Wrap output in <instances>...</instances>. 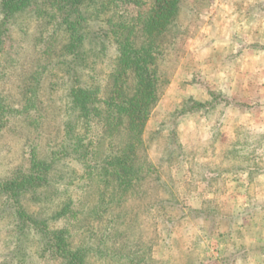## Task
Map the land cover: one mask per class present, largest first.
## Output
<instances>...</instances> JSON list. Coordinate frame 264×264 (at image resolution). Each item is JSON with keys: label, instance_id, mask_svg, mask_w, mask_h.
Masks as SVG:
<instances>
[{"label": "rangeland", "instance_id": "obj_1", "mask_svg": "<svg viewBox=\"0 0 264 264\" xmlns=\"http://www.w3.org/2000/svg\"><path fill=\"white\" fill-rule=\"evenodd\" d=\"M142 1L147 8L154 0ZM181 3L180 23L187 32L161 63L167 83L145 131L153 160L170 137L172 149L179 143L189 159L194 157L171 167L163 163L179 203L155 205L162 194L148 182L142 196L126 193L95 218L89 212L98 206V188L89 179L66 175L46 191L51 200L45 204L22 198L28 214L50 220L51 228L71 230L74 246L103 243L105 253L94 251L88 264H264V171H258L264 169V0ZM133 10L123 7L125 13ZM9 28L6 59L12 62L0 80V96L20 108L39 63L41 28L28 12ZM105 67L97 65V72L102 75ZM48 82L43 81L29 116L21 115L0 132V179L26 173L31 148L39 144L42 155L56 141L63 117L61 90ZM185 104L191 109L176 113ZM67 165L65 170L81 174L80 166ZM254 165L258 169L248 173ZM68 196L71 214L52 221ZM6 206L0 198V262L14 255L20 235ZM38 242V235L23 230L18 253L40 264L34 253Z\"/></svg>", "mask_w": 264, "mask_h": 264}, {"label": "trees", "instance_id": "obj_2", "mask_svg": "<svg viewBox=\"0 0 264 264\" xmlns=\"http://www.w3.org/2000/svg\"><path fill=\"white\" fill-rule=\"evenodd\" d=\"M144 5L142 0H0V80L12 62L6 59L5 46L14 19L28 12L41 28L39 63L26 81L25 103L14 108L0 96V132L21 115L29 116L28 108L34 107L45 80L53 90H61L63 116L56 141L45 154L39 152V144L34 145L28 171L0 179V198L12 209L20 231L16 252L0 264H33L18 253L23 230L39 236V249L34 253L40 264H88L94 251L105 253L103 243L74 246L71 230L51 228L50 220L23 210L25 196L42 204L51 200L46 191L65 175L89 179L98 188V206L89 212L95 218L110 205L119 204L126 193L137 191L142 196L148 182L162 194L155 205L179 203L165 179L163 163L171 167L195 161L194 157L189 159L179 143L172 149L170 137L159 158L153 160L145 131L167 83L161 63L170 59L177 39L187 30L180 23L181 0H154L149 7ZM124 6L133 7V12H123ZM103 63L106 72L100 75L96 66ZM190 109L185 104L176 113ZM70 162L81 167L79 176L74 168L65 170ZM255 167L250 166L248 173ZM69 199L62 200L63 207L50 217L52 221L69 217L73 202Z\"/></svg>", "mask_w": 264, "mask_h": 264}, {"label": "crops", "instance_id": "obj_3", "mask_svg": "<svg viewBox=\"0 0 264 264\" xmlns=\"http://www.w3.org/2000/svg\"><path fill=\"white\" fill-rule=\"evenodd\" d=\"M262 58H263V57H262ZM262 105H264V104H262ZM262 105H261V107H262V108H261V107H260V108L263 110V109H264V107H263Z\"/></svg>", "mask_w": 264, "mask_h": 264}]
</instances>
